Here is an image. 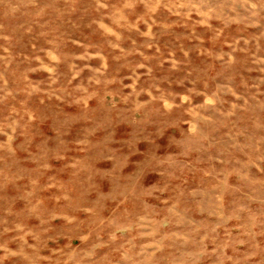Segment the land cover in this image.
Instances as JSON below:
<instances>
[{"label":"rangeland","instance_id":"374dc122","mask_svg":"<svg viewBox=\"0 0 264 264\" xmlns=\"http://www.w3.org/2000/svg\"><path fill=\"white\" fill-rule=\"evenodd\" d=\"M0 264H264V0H0Z\"/></svg>","mask_w":264,"mask_h":264}]
</instances>
